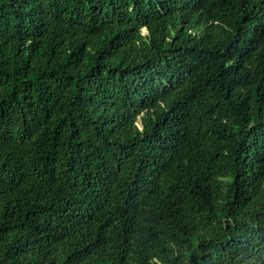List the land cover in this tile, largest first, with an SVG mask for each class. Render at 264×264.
Here are the masks:
<instances>
[{
  "label": "trees",
  "instance_id": "1",
  "mask_svg": "<svg viewBox=\"0 0 264 264\" xmlns=\"http://www.w3.org/2000/svg\"><path fill=\"white\" fill-rule=\"evenodd\" d=\"M0 264H264V0H0Z\"/></svg>",
  "mask_w": 264,
  "mask_h": 264
}]
</instances>
